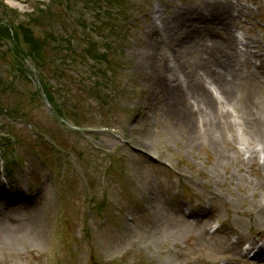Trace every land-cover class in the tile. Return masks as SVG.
I'll list each match as a JSON object with an SVG mask.
<instances>
[{
    "label": "rangeland",
    "instance_id": "374dc122",
    "mask_svg": "<svg viewBox=\"0 0 264 264\" xmlns=\"http://www.w3.org/2000/svg\"><path fill=\"white\" fill-rule=\"evenodd\" d=\"M214 1L229 3V32L252 41L257 64L264 0H0V264L170 263L158 242L145 251L139 237L122 241L152 220L155 195L189 230L159 233L160 244L178 242L188 252L178 264H264V228L237 222L264 202L250 149H242L245 164L220 163L195 129L196 107L154 88L149 68L142 72L149 56L166 54L175 66L179 48L187 60L180 67H208L204 43L219 20H194L199 13L210 20ZM195 40L204 48L191 57ZM239 69L229 70L234 83L243 81ZM44 82L64 109L45 97ZM13 153L8 174L3 156Z\"/></svg>",
    "mask_w": 264,
    "mask_h": 264
},
{
    "label": "bare ground",
    "instance_id": "6f19581e",
    "mask_svg": "<svg viewBox=\"0 0 264 264\" xmlns=\"http://www.w3.org/2000/svg\"><path fill=\"white\" fill-rule=\"evenodd\" d=\"M207 8L211 12L209 14L211 19H205L199 13L194 23H207L208 21L212 24L214 20H219L217 26L213 24V26L208 27L209 43L208 41L204 43L206 53L202 57L208 60V67L205 66L204 61L199 64L201 69L192 68L194 66H191V64H184L183 67H180L179 63H185L187 60L186 55L179 48L177 50L178 55L173 52V55L177 56L175 66L170 63L166 65L165 60L168 59L166 54L162 57V61L149 56L146 58V62L142 64L144 67L142 72L147 74V68H149L153 76L157 75L156 80H152L154 88L162 87L166 95L180 100L192 109L196 107V114L193 113L195 129L200 132L202 137L207 139L208 145L213 149L216 159L220 163H224L221 159L224 161L235 159L237 162L245 164L242 149H250V160L247 162L250 165L256 164L257 169L261 170H258L257 173L256 186L264 196V155L261 159L258 156L260 152L264 153V56L258 53L260 56L259 62L257 64L252 63L251 58L256 54L250 53L252 50L248 49L252 41L244 40L238 35L233 40L234 36L229 32L231 30L228 27V22H231V14L229 13L230 6L227 1H214V4L207 6ZM190 12L186 11L184 16L190 17ZM182 25L186 26L185 24ZM196 27L197 30L202 29L201 25ZM187 31L188 29H183L182 34L178 35L177 39L184 38ZM155 32H157V29L151 23V28L148 31V44L154 45L156 43L157 34ZM159 39L160 36H158ZM238 40H244V48H240L243 49L242 52L236 49L239 45ZM172 45L173 43L167 41L166 38L165 48L171 49ZM199 46L200 41L196 43L195 40L191 57L197 55L198 51L203 50L204 47ZM258 47H264V41H260ZM170 56L171 53H169ZM193 63L198 64L199 62L194 59ZM234 65L240 68L239 76L243 81L238 80L234 83L232 80L235 73L229 70L232 71ZM252 67H255L257 71ZM253 70L259 73L262 77L261 80L259 77L251 75ZM204 77H208V82ZM206 83H209L211 87L208 85L207 88ZM176 119L181 120L177 117ZM227 131L231 132V138L227 136ZM238 132L245 140L241 148L238 146L236 137ZM222 145L228 148L222 149ZM147 188L155 190L158 189V185L149 182ZM148 199L150 203L148 214L152 217L151 222H146L137 229L127 232L122 241L134 242V236L139 237L143 242L141 246L145 251H149L150 243L158 242L163 247L160 257L169 260L170 263L167 264H178L179 258H186L188 252L178 242H172V244L169 243L165 246L160 244V234L168 235L178 231L186 235L189 230L183 225V219H179V216L175 218L171 214L165 213L168 205L164 203L160 196L155 195ZM255 205L254 210L250 211L246 218L241 216L237 218V222L241 226L253 229L257 227L264 228V202L257 199ZM205 243H208V238L205 239ZM123 245L120 242V248ZM201 251L203 250H198V252ZM109 254H111V251L107 249L105 255Z\"/></svg>",
    "mask_w": 264,
    "mask_h": 264
},
{
    "label": "trees",
    "instance_id": "16d2710c",
    "mask_svg": "<svg viewBox=\"0 0 264 264\" xmlns=\"http://www.w3.org/2000/svg\"><path fill=\"white\" fill-rule=\"evenodd\" d=\"M9 38H11V37H9Z\"/></svg>",
    "mask_w": 264,
    "mask_h": 264
}]
</instances>
